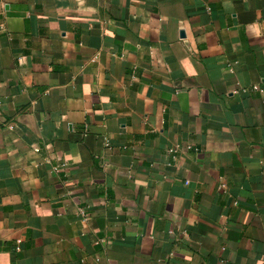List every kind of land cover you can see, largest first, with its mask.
I'll list each match as a JSON object with an SVG mask.
<instances>
[{"label": "crops", "instance_id": "0c3cea01", "mask_svg": "<svg viewBox=\"0 0 264 264\" xmlns=\"http://www.w3.org/2000/svg\"><path fill=\"white\" fill-rule=\"evenodd\" d=\"M0 264H264V0H0Z\"/></svg>", "mask_w": 264, "mask_h": 264}]
</instances>
